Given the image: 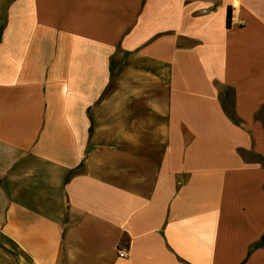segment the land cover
<instances>
[{
    "label": "crops",
    "instance_id": "crops-1",
    "mask_svg": "<svg viewBox=\"0 0 264 264\" xmlns=\"http://www.w3.org/2000/svg\"><path fill=\"white\" fill-rule=\"evenodd\" d=\"M263 238L264 0H0V264H264Z\"/></svg>",
    "mask_w": 264,
    "mask_h": 264
},
{
    "label": "rangeland",
    "instance_id": "rangeland-1",
    "mask_svg": "<svg viewBox=\"0 0 264 264\" xmlns=\"http://www.w3.org/2000/svg\"><path fill=\"white\" fill-rule=\"evenodd\" d=\"M29 39H30V34L28 33L23 34L22 40H29ZM116 67H117V64L113 65L112 69H110L109 66H107V68H103L101 72H104V70L106 69L107 72L109 73L112 72L113 73L112 75L114 76L117 74V71L115 70ZM197 67L198 65L196 66V68ZM196 73L197 74L202 73V75H205V72L201 69H197ZM101 86H102V82H101ZM108 95L109 93L107 91V88L101 90L100 101L102 102V100L108 97ZM190 99L191 98L188 97V94H187L186 96L182 98V102L178 101V105L182 108L183 111H185L183 108L184 107L183 103L184 102L187 103ZM182 114H185V113H182ZM189 132L191 134L194 133L195 141H196L195 144L190 146L189 155L197 156L198 154H201V153H206V154L214 153L215 146L217 144H221L220 138L217 137L216 130L214 129H202V128H196L194 126H190L189 128H182L180 129L181 138L183 139L184 137H186ZM184 148L185 146H181V151H180L181 154L184 153L182 151ZM181 161L184 162L185 157H181Z\"/></svg>",
    "mask_w": 264,
    "mask_h": 264
},
{
    "label": "trees",
    "instance_id": "trees-1",
    "mask_svg": "<svg viewBox=\"0 0 264 264\" xmlns=\"http://www.w3.org/2000/svg\"><path fill=\"white\" fill-rule=\"evenodd\" d=\"M230 18H231V14H230V12H229V13H228V21H227V24H228V25H230ZM229 115H231V114L229 113ZM231 116H232V115H231ZM259 245H264V238H263V240L261 241V243H259ZM259 245H258V246H259ZM258 246H257V247H258Z\"/></svg>",
    "mask_w": 264,
    "mask_h": 264
},
{
    "label": "built area",
    "instance_id": "built-area-1",
    "mask_svg": "<svg viewBox=\"0 0 264 264\" xmlns=\"http://www.w3.org/2000/svg\"><path fill=\"white\" fill-rule=\"evenodd\" d=\"M125 255H126V251L124 249L121 250L119 253V256L123 258V257H125Z\"/></svg>",
    "mask_w": 264,
    "mask_h": 264
}]
</instances>
